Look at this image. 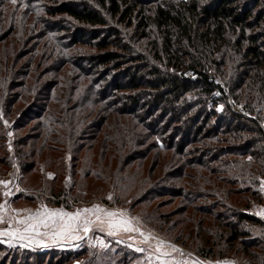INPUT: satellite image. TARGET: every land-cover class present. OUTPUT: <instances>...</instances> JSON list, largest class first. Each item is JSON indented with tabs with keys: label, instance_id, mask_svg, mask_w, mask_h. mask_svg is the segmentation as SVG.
I'll use <instances>...</instances> for the list:
<instances>
[{
	"label": "trees",
	"instance_id": "1",
	"mask_svg": "<svg viewBox=\"0 0 264 264\" xmlns=\"http://www.w3.org/2000/svg\"><path fill=\"white\" fill-rule=\"evenodd\" d=\"M69 1L47 14L70 18L74 24L58 25L65 33L84 26L69 42L92 46L96 56L49 49L53 26L37 24L40 52L37 38H26L27 46L8 53L7 45L17 42L8 39L9 28L0 35V166L16 159L36 176L43 166L55 175L52 183L66 172L77 193L53 186L41 192L66 209L70 197L82 201L88 183L110 186L117 205L129 199L135 208L147 206L151 213L141 215L147 223L158 211L156 199L169 200L178 210L158 220L166 225L179 216L167 227L203 238L196 249L201 257L234 251L254 259L253 250L263 257L264 237L252 239L250 231L262 221L246 212L260 196L250 183L243 188L246 177L264 178V0ZM43 65L48 71L41 74ZM187 71L193 76L184 78ZM209 77L227 87L224 115L189 100L208 102L218 88ZM231 102L244 114L233 112ZM57 148L71 156L60 173Z\"/></svg>",
	"mask_w": 264,
	"mask_h": 264
},
{
	"label": "rangeland",
	"instance_id": "2",
	"mask_svg": "<svg viewBox=\"0 0 264 264\" xmlns=\"http://www.w3.org/2000/svg\"><path fill=\"white\" fill-rule=\"evenodd\" d=\"M62 1L66 2L69 0H58V2L50 0H15V3H13V0H0V35L9 28L10 38L8 39L17 42L13 43L12 47L7 43V51H10L8 53L13 54L16 50L19 52L18 47H22V45L24 47L27 46L29 43L27 40L35 38H37L35 43L36 52H40L41 46L39 44H41V38L36 33L40 28L37 24H41L43 28L45 25L49 28L53 26L52 29H48L50 30L48 43L49 49L53 48L54 52H61L60 54H68L69 56L76 55L77 52H80L78 56L82 58L96 56L99 51L92 46H73L69 42L74 34L75 36L77 33H79L77 36L82 34L85 29L84 26L77 24L74 31L71 30L69 33H65L58 25L61 24L64 27L74 24L70 18L62 13H57L52 16L47 14V8L56 7ZM69 2L73 4L85 2L89 5L92 1L70 0ZM46 29L39 33L42 34ZM26 38L28 39L26 40ZM54 38L65 43H58L60 45L57 46V42L53 40ZM1 48L0 45V50ZM142 50L140 49V51ZM29 51L30 49H25L26 53ZM21 56L18 55L17 58L20 59ZM25 60H21L19 64H22ZM34 65H37V61L34 62ZM42 68L40 70L41 74H43V71H48V68L45 69L44 65ZM209 80L214 85L217 84L218 88L213 96H210L208 102L206 101V104L203 105L204 99H201L200 96L189 98V100L191 103L196 104L197 107H203L204 110L214 111L218 115H224L223 108L225 105L224 101L221 100V95H223V98L228 97L227 87L224 82L216 78L209 77ZM230 106L233 112L244 114V110L236 103L231 102ZM3 122L5 127L8 128L9 123H6L5 120ZM211 122H214L213 118H211ZM7 136V142L5 144L6 150L9 152V155H12L10 142L13 140V134L8 131ZM8 157L11 158L10 156ZM53 158L57 161L56 169L58 173L62 171L61 165L70 167L71 156L68 153H64L63 148L58 149L53 154ZM248 159L246 158V160ZM8 161L10 164L7 169L6 167L0 166V181L7 182L6 184L0 183V206H3L2 211H0V216L3 217V221L0 222V264L264 263V255L260 258L257 257L261 255L257 250L252 251L256 259L243 256L234 251H224L222 257L217 255L213 258L201 257L197 254L196 249L201 244L203 238L194 241V235L191 234L189 239H187L189 229L181 235L179 231L180 227H173V230L167 227L169 223L176 226L179 216L171 217L169 223L166 225L163 224V220H158V215L165 216V213L172 214L178 210L176 204H168L171 201L162 198L156 199L155 205H158L159 208L153 214V217H150L148 223L141 216L142 214L148 215L151 213L147 206L141 204L135 208L129 203V199L122 202L118 200L119 204L123 206L117 205L115 204V191L113 192L108 185L101 186L100 183L83 185V190L81 191L83 194L81 197L83 199L79 203H74L69 200L71 197H68L67 203H70L72 208L66 209L62 206H54L46 201L45 195L41 193L43 189L48 187V191L50 186L55 188L54 191L61 188L64 192H67L69 189L68 195L73 196L78 192L76 187H72V190L70 189L75 179H71L65 172L58 174L56 182L52 183L51 180L55 178V175L50 171L44 170L43 166H40L39 176H36V174L24 173L20 163L16 159ZM72 165L75 166L74 162ZM240 165H242L241 161ZM244 181L245 187L243 190L250 183L251 190L258 191L260 196L259 201L253 200L246 211L262 221L261 226L250 230L252 239L260 240V238L264 237V178L259 176H253L252 179L246 177ZM90 186L98 188L96 189L97 192L93 191V188ZM129 189V186H126L125 191ZM128 196H131V193H128ZM28 198H33L34 201L28 200ZM234 199H237V197H234ZM95 206H98V211L95 210ZM44 208L49 210H63L68 213H74L82 209H93V211L87 213L82 212L81 218L74 222L71 231L60 232V228L58 227L59 220L57 224L49 221L48 227H44L41 224L34 231H24L27 227V224L22 222L24 218L29 215H35ZM107 212H113L116 215L109 217L105 214ZM86 220L88 223H86ZM120 220L128 222L127 230L117 225V222ZM18 221L21 222L18 223ZM110 222L112 226H110ZM85 227L88 228L87 232L84 230ZM210 229L216 230L214 226ZM178 237H181L183 241L175 242L174 240ZM181 242H183V245H180Z\"/></svg>",
	"mask_w": 264,
	"mask_h": 264
},
{
	"label": "snow or ice",
	"instance_id": "3",
	"mask_svg": "<svg viewBox=\"0 0 264 264\" xmlns=\"http://www.w3.org/2000/svg\"><path fill=\"white\" fill-rule=\"evenodd\" d=\"M13 3H15V0H13ZM2 184H6V181H0ZM3 206H0V211H2ZM95 210H99L98 206H95ZM93 211V209H82L78 210L74 213H68L64 212L63 210H49L47 208H44L42 211H38L35 215H29L28 217L24 218L22 222L27 224V227L24 229V231H34L36 230L41 224L44 225V227L49 226V221L53 224H57V221L59 220L60 223L58 224V227L60 228V232H66L71 231L74 222L78 221L81 218L82 212L87 213ZM109 217H114L116 214L113 212H107L105 213ZM3 221V217L0 216V222ZM21 221H18L20 223ZM31 222V223H29ZM86 223L88 221L86 220ZM117 225L120 227H124L127 230L128 222L125 220H120L117 222ZM110 226H112L110 222ZM85 232L88 231V228H84ZM59 234V233H58Z\"/></svg>",
	"mask_w": 264,
	"mask_h": 264
},
{
	"label": "built area",
	"instance_id": "4",
	"mask_svg": "<svg viewBox=\"0 0 264 264\" xmlns=\"http://www.w3.org/2000/svg\"><path fill=\"white\" fill-rule=\"evenodd\" d=\"M182 76H183L184 78L192 77V76H193V72H192V71H187V72L183 73ZM209 81H210V80H209ZM210 82H212V81H210ZM212 83H213V82H212ZM216 85H217V84H216Z\"/></svg>",
	"mask_w": 264,
	"mask_h": 264
}]
</instances>
